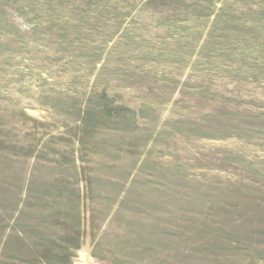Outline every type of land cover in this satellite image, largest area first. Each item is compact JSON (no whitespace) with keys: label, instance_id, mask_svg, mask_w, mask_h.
Listing matches in <instances>:
<instances>
[{"label":"rangeland","instance_id":"1","mask_svg":"<svg viewBox=\"0 0 264 264\" xmlns=\"http://www.w3.org/2000/svg\"><path fill=\"white\" fill-rule=\"evenodd\" d=\"M0 264H264V0H0Z\"/></svg>","mask_w":264,"mask_h":264}]
</instances>
